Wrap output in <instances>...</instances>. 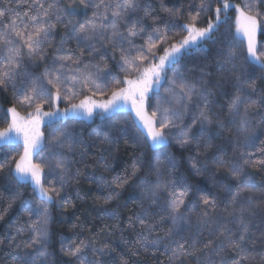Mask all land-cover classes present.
<instances>
[{"label": "snow or ice", "instance_id": "obj_1", "mask_svg": "<svg viewBox=\"0 0 264 264\" xmlns=\"http://www.w3.org/2000/svg\"><path fill=\"white\" fill-rule=\"evenodd\" d=\"M18 3L27 5L22 15L10 9L0 11V24L3 18L9 19L0 30V89L7 90L12 85L14 93L13 102L3 114L7 127L0 129V148L22 144L23 150L18 158H6L0 163V171L14 160V167L10 168L14 185L31 183L41 203L32 208L30 201H22L25 214L29 218L36 215L39 220L33 225L35 236L25 245L24 255L14 264H54L53 253L48 251L47 204L54 196L64 198L61 194L71 177L72 163L65 152L74 153L79 143L70 126L56 127L55 124L68 118L91 120L95 116L109 122V132L105 133L101 143L109 142L111 130H118L136 141L138 146L151 149L166 148L174 141L180 149L195 152L194 156L188 157L194 175L215 168L216 171L208 176L214 186L217 185L215 177L220 172L236 182L237 191L234 193L227 185H218L220 192L227 197L223 210L226 216H214L218 213L216 199L201 195L206 211L197 214L195 227L211 231L212 225L219 223V230L214 233L215 239L204 241L203 247L197 246L199 239H193L189 244L185 233L192 227L190 214L193 209L188 208L186 198L192 185L179 172L171 154L165 160H161L158 154L149 165V175L156 177L155 184L147 177L142 181L141 203L148 200L152 205H159V198L166 194V206L161 208L166 215H160L159 223L170 220L171 227L163 239H153L157 222L149 223L152 211L142 206L140 214L128 218L129 227L135 228L138 222L142 229L137 233L133 255L139 256L141 251L149 253L150 250L155 255L163 248L161 254L166 255L171 250L170 261H179L180 264L185 260H194L195 264H253L257 256L259 264H264V253L249 251V245L255 248L258 242L264 247V204L257 203L255 194L245 187L250 180L245 167L252 166L253 162L244 159V153L228 160L217 154L221 148L212 142L213 130L219 137L224 132H233L230 125H235L237 146L241 140L253 146L257 139L250 118L264 111V89L251 79L243 64H237V56L242 52L238 53L235 46L246 41L248 56L244 57L245 62L251 60L264 67V54H257V31L264 33V0H242L240 4L219 0L215 8L213 0H199L195 12L191 10L193 5H188L187 22L183 25L175 22L176 18L183 17V5L168 7L166 0H159V5L170 18L168 20L144 0H78V4L77 0H68L66 5L61 0H18ZM233 8L237 13L235 32L231 30L228 15ZM78 9L83 10L86 19L74 22L70 18L81 14ZM88 10H92L90 17L87 16ZM202 13L214 14V17L209 15L206 27L197 26ZM221 24L228 25V30L222 37L214 39L213 33ZM58 25H63L65 32L56 48L57 54L51 65H46L42 77H34L26 70L25 60L33 63L47 60L43 50L52 44ZM174 27H180V32L168 35ZM156 36H159L158 41ZM138 38L143 39L142 44L136 43ZM71 42L76 43L81 56L88 49L89 56L99 55L102 62L106 60V49L110 46L115 64L111 67L106 62L103 66L100 63L83 64L80 57L69 54L72 50L65 47ZM208 42L227 45L228 50L218 61L222 75L213 81L201 68L199 81L189 82L186 73L190 70L182 71L176 66L182 58L194 54V49ZM165 81L169 87L160 97L159 90ZM96 96L100 99H94ZM220 96L227 98L226 105L217 103ZM61 100L67 107H58ZM190 104H194V109L189 107ZM149 107L152 108L150 114ZM214 108L218 109L215 113ZM18 109L23 110V114ZM190 112L188 123L186 117ZM116 116L121 119H114ZM259 124L264 128V116L260 117ZM42 126L51 129L47 138V157L43 155L46 145ZM84 156L82 152L81 160ZM201 156L205 159L201 160ZM260 163L264 164V161ZM46 168L49 173L57 175L59 187L52 180L45 186L42 175ZM76 175L78 177L80 173ZM165 175L168 179L162 182ZM89 179L99 189L108 192L105 204L119 197L120 193L115 189L123 188L126 183L120 182L119 177L113 178L111 183L103 176ZM14 202L9 203V208ZM100 212L118 219L116 209L109 211L102 206ZM232 222L237 225L235 232L227 226ZM13 241L14 237L10 243ZM88 247L83 240L74 247L61 243L64 255L78 264H105L102 257L115 251L108 249L107 245L101 249L93 247V258L89 261L84 255ZM229 253L232 254L230 261L226 259ZM121 264H128V261L122 259Z\"/></svg>", "mask_w": 264, "mask_h": 264}, {"label": "trees", "instance_id": "obj_2", "mask_svg": "<svg viewBox=\"0 0 264 264\" xmlns=\"http://www.w3.org/2000/svg\"><path fill=\"white\" fill-rule=\"evenodd\" d=\"M52 2V0H48ZM65 5L68 0H61ZM145 3H151L156 11L165 19H170L166 13L160 9L159 0H144ZM219 0H213V8L217 6ZM233 4H240L242 0H231ZM168 7H172L174 4L184 7V14L182 18H176L178 25H183L187 22L188 5L192 4V11H196V5L199 4V0H166ZM78 4V0H77ZM4 9L14 10L21 15L27 10V5L18 3V0H0V11ZM264 10V9H262ZM80 15L73 16L70 19L75 21H83L86 16L83 14L82 9H78ZM143 15V13H140ZM92 15V10L87 11V16ZM210 13H202L200 19L197 21L198 27H206ZM229 23L231 24L232 32H235V17L237 13L233 8L229 12ZM9 23L7 17L3 18L2 24ZM2 24H0V30H2ZM180 27H174L168 32V35L173 36L175 33L180 32ZM228 25L221 24L219 29L213 33V37H222V34L226 33ZM63 25H58L52 37V44L44 48V53L47 55L46 61H36L35 63L25 60L26 70L34 77H42L46 65L50 66L53 56L56 55V48L61 42V38L64 36ZM179 39V37H176ZM155 39L158 41L159 36ZM137 44H142L143 39L138 38ZM257 54H264V33H261L258 29L257 36ZM65 47L70 48L72 51L69 54H74L76 57H80L83 64H97L108 63L111 67L115 64L112 60V48L109 46L107 51V57L104 62L100 60L99 55L89 56V50L84 51L81 56L80 50L77 48L75 42L67 44ZM236 50L242 52V55L237 56V64H243L245 71L255 80L260 89H264V67H260L258 64H253L250 61L245 62L244 57H247L245 45H236ZM227 45H221L220 43L208 42L206 45H201L198 49H194V54L187 55L182 58L181 63L176 67H179L182 71L185 69L190 70L186 73L189 82H198L200 78V69L203 68L205 73H209L211 79L215 81L222 73L218 68V61L221 58V54L227 51ZM63 54V53H61ZM119 53L117 52V59ZM71 68H75V65H70ZM171 75V73H169ZM208 77L206 76L205 79ZM19 87V84L16 85ZM169 85L165 81L163 86L159 90L160 97L165 95L164 89ZM230 90V88H229ZM90 95V93H89ZM13 90L12 85H9L7 90L0 89V129L7 127V122L3 119V114L7 108L13 102ZM82 98V97H81ZM95 99L97 97H94ZM97 99H100L99 96ZM78 102V100L76 101ZM227 98L220 96L217 99V103H224L226 105ZM155 100H153V104ZM58 107L63 109L67 107L61 101L58 102ZM194 109V104L189 105ZM48 106L45 105V110ZM20 110V109H18ZM149 114L152 108L148 109ZM23 114V110H20ZM218 109H213L215 113ZM224 111H227L225 106ZM186 117V122L190 123V116ZM264 116V111H261L259 115H253L251 119V128L256 132L257 139L253 146H248L243 140L239 142L237 146V138L235 135V125H230L233 128L232 133L224 132L221 136H215V130H213L214 139L213 144L219 145L222 154L226 159L231 160L233 157H239L240 153H244V159L250 160L252 166H246L245 171L249 174L250 180L245 185L256 196V202L264 204V164L260 163L264 161V128H261L259 124L260 117ZM114 119H121L120 116H116ZM70 126L73 130V134L79 143L76 144L74 153L65 152L69 161H71L70 172L71 177L66 184L64 191L60 197L53 198V201L47 204L49 210L48 220V251L53 253L51 259L54 264H78L77 261L65 256L61 251V243L65 245H72L73 247L83 240L89 247L84 255L89 261L92 260V248L101 249L107 245L108 249H115V251L107 252L102 257L105 264H121L122 259H126L128 264H180L179 261L172 262L169 257L172 256L171 250L166 255L160 252L152 255L151 250L149 253L141 251L139 256L133 255V251L136 250L137 233L142 231L140 225L136 224L135 228L129 227V217L135 218L141 212V207L150 208L152 211L151 219L149 223L153 221L157 222L156 231L152 234V238L163 239L166 233L171 227V221L166 223H159L160 215H166L161 208L166 206V194L159 198V205H152L151 201L143 200L141 203L142 194L140 185L142 181L147 177L155 184L156 177L150 176L151 171L149 165L153 162L157 155L161 160H165L168 154H171L175 158V163L179 172L188 178V182L192 185L190 195L186 198V204L188 208H192L193 211L190 214L192 227L185 233L189 238L188 242L191 244L193 239H199L200 243L198 247H203V243L206 239H215V232L219 230V223L212 225L211 231L204 229H197L195 227V221L197 214H202L206 211V207L201 201V195H210L216 199L218 206V213L214 216H226L225 209L227 203V197L220 192L219 184L223 183L227 185L234 193L237 191L234 181H232L223 172L217 173L215 180L217 185L214 186L213 182L208 179L215 168L202 175H194L190 169V162L188 157L194 156V151L180 149L179 146L173 141L170 146L163 149H151L148 147H140L137 142L130 137L122 135L118 130H111L108 143H101L106 132H109V122L102 121L100 116H95L93 119L86 121L75 120L68 118L56 122V127H63L64 125ZM51 132V129L47 126L43 127V133L45 136L46 150L43 155L48 156L47 152V138ZM22 152L21 145L0 148V163H4L6 158L12 157L18 158ZM85 153L83 160H81V153ZM211 157V153L208 154ZM205 157L201 156V160ZM242 163V160H241ZM14 167V160L10 164H6L3 171H0V264H14L15 260L22 257L25 252V245L30 243L35 236L34 223L39 220L36 215L30 218L25 214L22 207V201H30L31 207L35 208L37 204H40V197L34 192L33 187L27 183L22 185H14L10 174V168ZM77 172L80 175L77 177ZM133 172L136 173L133 176ZM96 177L99 179L101 176L109 183L113 181V178L119 177L120 182H125L123 188H117L115 191L120 193L119 197L113 199L108 204H105V197L108 195L107 191H102L97 187L95 183L90 182V177ZM163 180L168 179L167 175L161 178ZM42 180L47 186V181H56L55 186L59 187L57 175L55 173H49L46 168ZM79 194V195H78ZM12 206L9 208V203L12 201ZM108 208L109 211L116 209L118 219H111L107 215H103L100 212L101 207ZM230 210V209H229ZM183 212H187V209H182ZM156 213H159L157 215ZM148 219V218H146ZM228 228L232 231L237 230V225L232 222L228 223ZM22 230V231H18ZM259 233H257V236ZM14 241L10 243L11 240ZM174 247V246H173ZM107 251V250H106ZM249 251L253 254L264 253V247L259 242L255 248L249 245ZM229 261L232 259V254L229 253L226 256ZM183 264H195L194 260H185ZM253 264H259V257L253 262Z\"/></svg>", "mask_w": 264, "mask_h": 264}, {"label": "rangeland", "instance_id": "obj_3", "mask_svg": "<svg viewBox=\"0 0 264 264\" xmlns=\"http://www.w3.org/2000/svg\"><path fill=\"white\" fill-rule=\"evenodd\" d=\"M235 28H236V24H235ZM257 36H258V31H257ZM244 45H245V49H246V54H247V56H248V53H247V44H246V41L244 42ZM258 45V44H257ZM251 63H253V64H256V63H254L253 61H251V60H249ZM97 98H98V96H96ZM96 98V99H97ZM100 98V97H99ZM95 99V98H94ZM97 100H99V99H97ZM61 102L64 104V105H66V103L63 101V100H61ZM148 111V110H147ZM81 121H86V122H88L89 120H87V119H80ZM43 127L44 126H42V128H41V130L43 131ZM21 145V147H22V150H23V146H22V144H20ZM32 187H33V185L31 184V183H29ZM36 194L39 196V194L36 192Z\"/></svg>", "mask_w": 264, "mask_h": 264}]
</instances>
